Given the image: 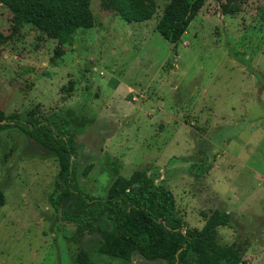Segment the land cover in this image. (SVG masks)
I'll list each match as a JSON object with an SVG mask.
<instances>
[{"label": "rangeland", "instance_id": "1", "mask_svg": "<svg viewBox=\"0 0 264 264\" xmlns=\"http://www.w3.org/2000/svg\"><path fill=\"white\" fill-rule=\"evenodd\" d=\"M153 2L149 20L126 22L110 0H91L67 42L0 2V110L61 112L82 192L104 196L117 175L154 170L184 229L227 211L216 241L237 247L239 264H264V0ZM177 3L190 20L171 43L155 25ZM198 163L209 168L194 177ZM58 169L18 129L0 130V264H80L82 252L94 264H166L102 255L97 234L62 239L47 200Z\"/></svg>", "mask_w": 264, "mask_h": 264}, {"label": "trees", "instance_id": "2", "mask_svg": "<svg viewBox=\"0 0 264 264\" xmlns=\"http://www.w3.org/2000/svg\"><path fill=\"white\" fill-rule=\"evenodd\" d=\"M120 19L126 22L149 20L156 11L153 0H110ZM20 21L53 34L67 42L78 28L87 26L91 0H0ZM169 4L155 25L167 41L176 43L186 30L190 16ZM200 5L193 3V11ZM0 41L2 39L0 38ZM16 128L35 141L58 162L54 187L48 202L55 213L54 229L62 239L78 241L86 234H97L98 253L128 261L135 254L144 260L166 264H239L241 252L233 244L216 241L217 228L230 221V213L213 209L201 212L204 224L199 230L184 229L176 211L173 193L163 183L154 182V170H134L129 176L117 175L104 196L82 192L77 183L73 157L76 142L69 121L61 112L37 116L6 115L0 110V130ZM194 177L209 166L198 163ZM90 170L87 166L83 173ZM4 204L0 190V206ZM80 264H94L82 252Z\"/></svg>", "mask_w": 264, "mask_h": 264}, {"label": "water", "instance_id": "3", "mask_svg": "<svg viewBox=\"0 0 264 264\" xmlns=\"http://www.w3.org/2000/svg\"><path fill=\"white\" fill-rule=\"evenodd\" d=\"M262 88V87H261ZM261 88L260 89H258V92H260L261 91ZM260 95H261V97H264V93L262 92V93H260Z\"/></svg>", "mask_w": 264, "mask_h": 264}]
</instances>
